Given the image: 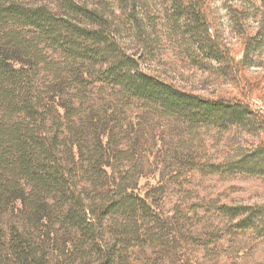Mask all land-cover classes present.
<instances>
[{
  "label": "rangeland",
  "instance_id": "1",
  "mask_svg": "<svg viewBox=\"0 0 264 264\" xmlns=\"http://www.w3.org/2000/svg\"><path fill=\"white\" fill-rule=\"evenodd\" d=\"M19 1L62 10L57 0ZM75 1L102 43L117 44L109 57L121 53L128 68L195 99L165 110L89 77L94 119L104 133L117 127L109 184H135L151 210L141 213L140 238L135 226L120 237L118 216L107 218L102 249L79 258H68L73 245L60 230L48 239L52 264L109 255L116 264H264V0Z\"/></svg>",
  "mask_w": 264,
  "mask_h": 264
},
{
  "label": "trees",
  "instance_id": "2",
  "mask_svg": "<svg viewBox=\"0 0 264 264\" xmlns=\"http://www.w3.org/2000/svg\"><path fill=\"white\" fill-rule=\"evenodd\" d=\"M57 1L61 11L0 0V264H52L48 239H58L60 230L73 245L68 258L89 254L91 245L102 249L110 217L118 216L120 237L132 226L136 238L146 231L140 217L151 207L134 193L135 184H109L106 158L117 127L104 133L106 123L94 119L90 76L98 74L97 80L126 98L149 99L165 110L179 111L195 99L128 68L121 53L109 57L117 44L102 43L104 34L91 29L86 5ZM98 264L116 260L109 255Z\"/></svg>",
  "mask_w": 264,
  "mask_h": 264
}]
</instances>
